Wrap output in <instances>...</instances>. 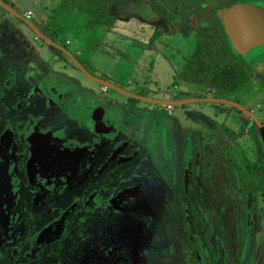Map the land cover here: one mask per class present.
<instances>
[{"label":"rangeland","instance_id":"374dc122","mask_svg":"<svg viewBox=\"0 0 264 264\" xmlns=\"http://www.w3.org/2000/svg\"><path fill=\"white\" fill-rule=\"evenodd\" d=\"M8 1L12 4L9 3V5L13 6L21 16H25L29 21L36 24L41 16V20H46L47 13L42 15L43 3L50 1L49 3L57 6L61 2V0ZM133 1L120 0L113 7L111 14L117 15L114 20L115 27L111 30V27H107L108 21L104 20L100 25L91 26L92 19L85 13H78L77 10L66 15L53 10L58 24L69 23L71 31L69 35L61 31L55 32L56 36L50 32L47 34L53 38L52 41L55 44L63 47L68 45L65 42L66 37L70 41L72 40L71 43H82L85 39L87 42L85 41V49L82 51V55L76 54L72 44L68 45L72 54L80 60V63L91 75H96L107 81L109 79L126 92L158 100L197 98L193 95L203 94L201 98H223L238 102L243 106L245 91L242 86L224 94L214 85L202 87L179 78V73L186 61L194 57L193 54L200 40H206L216 50L225 52L217 60L210 58L205 64L206 68H210V65L218 66L219 62L222 63L220 60L223 56L226 61L233 56L221 24L216 23V18L210 17L205 20L211 10L201 9L200 13L190 14L189 11L192 12V9L183 10L180 7V0H140L144 2L141 4H134ZM28 10L32 11L31 14L37 15H35L38 18L37 21L33 15L26 13ZM20 22L11 12L0 6L2 27L0 32L3 29L7 36L12 33L13 42L10 45V50L17 48L18 51L25 52L27 55H34L20 36H13V31L17 30L18 33L21 31L24 35L32 37L33 33L30 28L26 25L18 26ZM12 23L17 24L16 27L20 28L16 29ZM58 24L55 27H59ZM132 24L133 26L137 25L136 31ZM139 26L142 28L139 29ZM142 33L144 36L141 35ZM145 35H150V37L146 39ZM0 36L2 44L5 47L8 46L6 38ZM139 40L146 45L148 44L149 48L145 55H141L140 43H136ZM37 41L41 47L53 48L42 38ZM97 45H100L99 48ZM56 51L58 52V50ZM6 53L0 50V57ZM58 54L63 60L60 64L57 63L56 67L62 68L64 61V64H69L72 68L71 70L66 69L67 71L64 70V72L72 75L71 78L75 80L74 82L88 85L92 89H99L100 84L91 81L77 67H74L75 65L65 53L58 52ZM13 55L14 51L9 54L10 59L4 63L5 70L15 63H20V61L11 59ZM260 56H264V45L250 50L247 57L239 58L252 62ZM225 60L224 62H226ZM235 61L237 62V58ZM31 62L32 60L27 57V60H23L21 65ZM151 62L153 63L150 64ZM46 68L42 67V72L38 76L33 75V80L30 82L32 84L22 81V75L16 76V80L20 82L18 84L20 88L23 90L32 89L31 86L38 84L45 90L48 80L49 82L54 81L51 80L52 71ZM255 71L256 73L259 72V68H255ZM77 87L75 85L73 88L76 89ZM73 88L65 89L71 91L72 97L77 93ZM172 92H176L175 94L179 98L172 99V94H174ZM108 93L112 95L108 99L112 101L117 99L123 104L127 99L133 98L112 89H108ZM108 93L107 95H109ZM45 94L48 99L56 100L57 98V93H53V91L45 90ZM37 95L34 94L31 100L37 102L38 100L34 99H39L41 94ZM82 97L88 98L90 96L83 93ZM133 99L131 102L137 104V107L130 109L123 105L121 111L126 114L127 126L131 124L134 130H137L143 124L142 131L138 129L134 132V139L141 138L142 144H146V142L148 144L147 140L155 135L156 143L159 145L158 153L163 154L165 159L167 156L169 158L172 152L171 158L178 165L180 145L183 144V140L188 141L191 138L192 144L196 147L194 153L190 155H202L203 158H206L213 154V163L216 168L211 171L212 175H210L208 185H204L197 178V170L193 165L189 172L188 180L190 182L186 185L187 191L185 193L180 191L181 193L175 197L174 192L179 187L174 188L172 186L171 193L167 194L163 210V186L153 182V187L157 191L155 194L156 205L158 210L160 209V216L155 220V227L153 228H143L142 225L134 221L135 215L119 213L117 215L115 212L107 215V222H104L107 224L105 233L109 234V242L118 244V247H105L103 250H106V255L100 254L103 256V260L95 264H264V194L257 191L254 198L247 195L246 203H244V193L241 191V187L236 184L242 173L246 171L247 166L254 163L264 165V149H262L260 138L241 137L237 140L234 149L229 148L223 132L229 128L228 124L232 122L227 115L231 107L226 103L196 101L186 103L183 108H180V106L169 107L166 104L158 105L154 102ZM47 101L50 103V100ZM64 102L61 100L60 104L63 106ZM36 108L34 110L29 109V107L25 108L27 112H33L34 121L41 116L45 127L48 125L56 129L62 124L68 125L70 129L75 131L74 133H67L70 137L76 140L83 139L82 130L84 126L77 116L71 120L73 114L70 112L61 113V108L51 104L48 106L46 103L43 107ZM158 113H163L164 118L159 120L155 118V120L153 117V120L149 117L145 119L150 115L152 117V114L156 117ZM238 118L237 122L239 123L242 116L239 114ZM168 126H171L169 129L171 130L169 146L165 141H162L166 140L164 131ZM147 155L148 150H144V156ZM140 157H137L139 161ZM145 165L148 174L151 175L153 173L151 172L152 165L149 163H145ZM180 171L181 168L178 165L175 169V185L183 180ZM195 185L200 187L198 191ZM252 201H255L253 209L251 208ZM98 203L104 205L106 201L103 197L96 195L93 203L75 221L72 240L68 244L71 249L70 253H79L84 248V242L86 245L92 242L91 240L83 242L84 239L80 241V235L84 233L85 227L92 219V215L88 211L93 210V204ZM143 220L146 219L143 218ZM102 225V223L96 224L95 228L101 230ZM100 247L101 245L96 244L94 248L99 249ZM89 256L90 258L87 259L86 263L94 261L95 255L91 253Z\"/></svg>","mask_w":264,"mask_h":264},{"label":"flooded vegetation","instance_id":"af4514ba","mask_svg":"<svg viewBox=\"0 0 264 264\" xmlns=\"http://www.w3.org/2000/svg\"><path fill=\"white\" fill-rule=\"evenodd\" d=\"M1 1L15 10L9 5L8 0ZM238 1L240 0H180V7L183 10L192 9V12L189 11L190 14L200 13L201 9H209L211 11L205 20L211 17L216 18V23H220L218 11ZM247 1L258 5L264 4V0ZM132 3L144 2L134 0ZM19 20L20 23H24ZM0 35L6 36L4 32H0ZM0 47V50L7 52L0 57V147L5 146L7 149L0 158L4 167L8 165L10 168L12 173L10 176L14 182L10 191L12 194L9 193L6 198L3 191L7 184L1 183L0 171V264H85L91 253L95 255V258H92L94 261L86 264L100 263L106 255V250H103L105 247H118V244L109 242V234L105 233L107 215L114 212L117 215L118 213L135 215L134 221L143 228H153L155 220L160 216L155 197L157 191L153 187V182H157L164 189L162 210L172 186L179 187L174 192L175 197L187 191L186 185L190 182L189 172L193 165L197 170V178L203 184L202 164L205 162L209 165L213 154L206 158L202 155H190L194 153L196 147L192 144L191 138L188 141L183 140V144L180 145L178 165L183 180L175 185V169L178 165L171 158L173 153L170 151V157L164 159L163 154L158 153L159 145L154 134L147 140L148 144L147 142L142 144L141 138L134 139V132L138 129L142 131L143 124L137 130H134L131 124L127 126L126 114L122 113L117 99L106 102L80 97L76 101L71 92L63 91L53 92L57 93V98L51 100L46 98V87L44 90L38 84L31 86L32 89L23 90L18 85L20 82L16 80V76L22 75V81L30 83L33 75L38 76L41 72L30 63L23 66L21 63L23 60L26 61L27 57L38 63V53L29 46L34 55H27L17 48L10 50V46L5 47L3 44ZM12 51L14 55L11 59L20 63H15L14 67L5 70L4 63L10 59L9 54ZM231 51L233 56L229 60L231 62H235V58L240 60L232 48ZM240 62L243 63L246 74L242 106L245 111L230 105L227 115L232 122L223 132L229 148L234 149L241 137H259L264 149V56L252 62L244 60ZM255 68H259V72L256 73ZM172 93H174L172 99L179 98L176 92ZM34 94H41L39 99H34L38 100L37 102L31 100ZM47 100H50V103ZM61 100L65 101L63 106L60 104ZM45 103L61 108V113L70 112L73 114L71 120L77 116L84 126L83 139L76 140L70 137L67 133L75 131L65 124L56 129L48 125L43 126L44 120L41 116L34 121L33 112L25 110L27 107L32 110L43 107ZM123 105L130 109L137 107V104L129 99ZM183 107L184 105L180 106ZM239 114L242 120L240 119L238 123ZM149 117L159 120L164 118V114L158 113L156 117L152 114V117L150 115L145 119ZM257 122L263 127L260 128ZM169 129L171 128L167 127L164 131L166 140L161 138L168 146L171 139ZM144 150H148L147 156H144ZM139 156L140 161L137 158ZM145 163L152 165L151 175L148 174ZM195 188L198 191L200 187L195 185ZM127 191H132L131 195L118 204V197ZM96 195L103 197L106 203L93 204L94 209L88 211L92 219L85 227L84 233L80 235V241L84 239L83 242L86 240L92 242L89 245L84 242L81 252L70 253L68 244L72 240L75 221L93 203ZM2 214L5 215L3 218ZM100 223L103 224L102 229H96L95 225ZM96 244L101 245L99 249L96 248L97 250L94 248Z\"/></svg>","mask_w":264,"mask_h":264},{"label":"trees","instance_id":"16d2710c","mask_svg":"<svg viewBox=\"0 0 264 264\" xmlns=\"http://www.w3.org/2000/svg\"><path fill=\"white\" fill-rule=\"evenodd\" d=\"M119 2L120 0H61L60 4L55 6L54 10H57L59 14L64 13L65 15L71 13L73 10H77V12L85 13L92 19L91 26L100 25L102 24V20H104L108 21L107 23L109 25L107 27L110 28L115 20V15L111 14V10ZM48 18L49 21H51H45L47 22L46 25L40 30L46 37L53 40L47 32L55 36V32L59 31L69 33L70 29L68 28V23L59 25L54 14ZM65 20L67 19L65 18ZM57 24L59 27H55ZM225 38L226 40L228 39L226 35ZM227 42L231 47L229 40H227ZM53 49L56 48L53 47ZM58 52L62 54L60 50H58ZM222 53L223 50L218 51L215 47L210 46L206 40H200L193 54L194 57L187 61L179 73V78L202 87L214 85V87L224 94L234 91L240 86L243 87L246 74L244 72L243 63L240 62V60L237 59V62H231V60L226 61L223 56L220 60L222 63L219 62L218 66L210 65V68H206L205 64L208 63L210 58L217 60L221 55L225 54V52ZM224 60L226 62H224ZM193 96L201 98L203 94H194ZM129 100L133 101L134 99L129 98ZM226 161H228V159H226ZM209 162V165L205 162L202 164L201 175L204 185H208L210 175H212L211 171L216 168L213 163V157ZM236 184L241 187V191L244 193V203H246L247 195L253 198L257 191H261L264 194V166L261 167L256 164L247 166L246 171L242 173L240 180ZM253 207H255V201H252L251 208L253 209Z\"/></svg>","mask_w":264,"mask_h":264},{"label":"water","instance_id":"95a60500","mask_svg":"<svg viewBox=\"0 0 264 264\" xmlns=\"http://www.w3.org/2000/svg\"><path fill=\"white\" fill-rule=\"evenodd\" d=\"M0 6H2L7 11L11 12L15 17L21 19L25 24H27L33 30L37 37L42 38L50 46H53L54 48L65 53V55L69 57L73 64L85 76H87L91 80L99 82L106 88L117 90L118 92H121L122 94L128 97H133L139 100L150 101L155 103H162L168 106H181L189 102L209 101L226 103L229 105H233L242 111H245L244 108L239 104L223 98L205 97L185 98L175 101H158L153 98L143 97L126 92L115 84L108 82L107 80H103L101 78L91 75L70 51L58 44H55L52 40L42 34L41 31L31 21L20 16L14 9L3 3L1 0ZM218 18L225 35L228 37L231 47L239 57L245 58L248 56L250 50L255 47L264 45V4L258 5L256 3L248 2L247 0H240L234 3L233 5L220 10L218 13ZM257 124L259 125L258 122ZM259 127L262 128L263 126L259 125ZM131 192L132 191H127L124 194H121L118 197V204L122 199L131 195Z\"/></svg>","mask_w":264,"mask_h":264},{"label":"crops","instance_id":"0c3cea01","mask_svg":"<svg viewBox=\"0 0 264 264\" xmlns=\"http://www.w3.org/2000/svg\"><path fill=\"white\" fill-rule=\"evenodd\" d=\"M20 2V1H19ZM19 2H18V4H19ZM50 1H48V2H45V3H43L42 4V15L44 14V13H47L46 14V20H41V18H42V16L41 17H39V19L38 18H36V14H32L33 15V17H35V19H36V21H37V19H38V21H37V24L36 23H33L32 21V23L39 29V30H41L42 29V27H44L45 25H46V23L47 22H45V21H48V22H50L49 21V18L48 17H50L52 14H53V10H54V8H55V6H56V4L55 5H53V4H51V3H49ZM131 3V2H130ZM17 4V5H18ZM32 12L31 10H28V12ZM27 11H26V13H28ZM79 13V12H78ZM81 14V13H80ZM31 15V16H32ZM36 15V16H35ZM117 14H115V16H116ZM120 15V14H119ZM118 15V16H119ZM132 21V20H131ZM128 22H130L129 20H128ZM133 22V21H132ZM133 23H135V22H133ZM116 23H114L113 22V24H112V26H111V28H110V30L111 29H114V25H115ZM136 24V23H135ZM12 25H13V27L15 26L16 27V25L17 24H15V23H12ZM20 25H22V26H25L26 24H24V23H18V26H20ZM68 25V28L70 29L71 28V25H69V23L67 24ZM26 27H28V28H30L28 25H26ZM132 27L135 29V31L138 29L137 28V25L136 26H133V24H132ZM0 28H2L1 27V23H0ZM20 28V27H19ZM19 28H17L16 27V29H19ZM142 27H140L139 26V29H141ZM30 30H31V32L33 33V35H32V37L31 36H29V35H24V33L23 32H21V31H19L20 33H18L17 32V30H14L13 31V36H15V37H17V36H20L21 37V39L26 43V45L27 46H29V47H31V48H33V50L34 51H36L37 49V51H39L38 52V58H39V62L38 63H35V62H31L30 64H32V65H34L35 66V68L39 71V72H42V67H47L46 69L47 70H51L52 71V73H53V76H52V79L51 80H54V81H52V82H49V80H48V82L46 83V85H45V87H46V89L47 90H52L53 92H58V93H61V92H63V91H66L65 89H72L75 85L76 86H78L76 89L75 88H73V89H75L76 91H77V93L75 94V99H76V101L80 98V97H82V95H83V93H85V94H89V98H94V99H96L97 101H102V100H105L106 102H110V100L111 99H108V98H111L112 97V95L111 94H109L108 93V89H110V88H106V87H104V86H102L99 82H97V81H94V80H91V81H93V82H96V83H98V84H100V87H99V89L98 90H96V88H93L92 89V87H90V86H88V85H82L81 83H78V82H74L75 80L74 79H72L71 77H73L72 75H69V74H67L66 72H64V70H71L72 68H70V66H69V64L67 65V64H64V61H63V65H62V68H59V66H57L56 67V64L58 63V64H60V62L63 60V58H61L60 56H59V54H58V52L55 50V49H49V47L47 46L46 48H44V47H41V44H38V39L39 38H36L35 37V33L33 32V30L30 28ZM23 31V30H22ZM70 31H71V29H70ZM69 31V32H70ZM1 32H4V33H6V31H3V29L1 30ZM115 32H117V31H115ZM141 32H143V31H141ZM118 33V32H117ZM68 35H69V33H68ZM118 35V34H117ZM142 36H144V33H142L141 34ZM33 37H34V39H33ZM145 37H146V39H147V37H150V35L148 36V35H145ZM5 38H6V41L8 42V46H10L11 45V43L13 42V38H12V33L10 34V35H6L5 36ZM133 40H135V38H132ZM36 40V41H35ZM72 41V40H71ZM71 41H70V39L69 38H67L66 37V40H65V42H67V44L68 45H70V44H72V46H74V49H75V52H76V54H78V55H82V51L85 49V39L82 41V43L80 42V43H71ZM144 41H146V40H144ZM148 41V40H147ZM87 42V41H86ZM136 43H140V46H141V55H145V53L148 51V44L146 45L145 43H143V42H140V40L139 41H136ZM57 44V43H56ZM2 45V43H0V46ZM49 45V44H48ZM68 45H66V48L71 52V50L69 49L70 47L68 46ZM99 46L100 45H97V48H99ZM11 48V47H10ZM101 48V47H100ZM58 50V49H57ZM73 51V50H72ZM72 53V52H71ZM56 54V55H55ZM74 55V54H73ZM75 56V55H74ZM153 62H151L150 64H152ZM74 67H76V66H74ZM174 69H176V68H174ZM66 70V71H67ZM95 77H98V76H96V75H94ZM101 78V77H100ZM102 79V78H101ZM107 79H108V77H107ZM108 82H110V83H112V84H115L116 86H118V84H116V83H114L113 81H110L109 79H108ZM62 88V89H61ZM78 89V90H77ZM113 90V89H112ZM75 91V92H76ZM97 91V93H95L94 94V92H96ZM115 91H117V90H115ZM69 92H71V91H69ZM118 92V91H117ZM94 94V96H93V94ZM107 93L109 94V95H107ZM78 94V95H77ZM133 94V93H132ZM116 100V99H115ZM118 105H120V107L123 109V103L122 102H119V104ZM169 128H171V126H168Z\"/></svg>","mask_w":264,"mask_h":264},{"label":"bare ground","instance_id":"6f19581e","mask_svg":"<svg viewBox=\"0 0 264 264\" xmlns=\"http://www.w3.org/2000/svg\"><path fill=\"white\" fill-rule=\"evenodd\" d=\"M42 33V32H41ZM5 146H1L0 147V157H2V155H4L7 151V149L4 148ZM1 159V158H0ZM2 159H1V164H2V167H0V171H1V183L4 184H7V188H5V190L3 191L6 195V198H8L7 195L12 194L10 191L13 189V185H14V182H13V179L10 175H12L11 171H10V168L7 166L4 167V163H2ZM6 165V164H5ZM3 213V212H2ZM5 215L2 214V218L4 217Z\"/></svg>","mask_w":264,"mask_h":264},{"label":"built area","instance_id":"2783aa9c","mask_svg":"<svg viewBox=\"0 0 264 264\" xmlns=\"http://www.w3.org/2000/svg\"><path fill=\"white\" fill-rule=\"evenodd\" d=\"M28 14L32 15L30 11L28 12Z\"/></svg>","mask_w":264,"mask_h":264}]
</instances>
